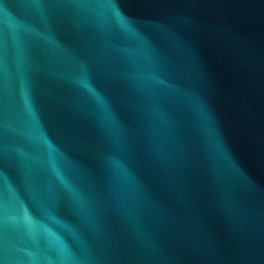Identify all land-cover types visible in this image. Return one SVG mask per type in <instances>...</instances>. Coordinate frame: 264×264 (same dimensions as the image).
Listing matches in <instances>:
<instances>
[{
    "label": "water",
    "instance_id": "1",
    "mask_svg": "<svg viewBox=\"0 0 264 264\" xmlns=\"http://www.w3.org/2000/svg\"><path fill=\"white\" fill-rule=\"evenodd\" d=\"M0 264H264V0H0Z\"/></svg>",
    "mask_w": 264,
    "mask_h": 264
}]
</instances>
